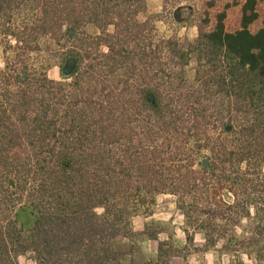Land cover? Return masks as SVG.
Here are the masks:
<instances>
[{
  "label": "trees",
  "instance_id": "trees-1",
  "mask_svg": "<svg viewBox=\"0 0 264 264\" xmlns=\"http://www.w3.org/2000/svg\"><path fill=\"white\" fill-rule=\"evenodd\" d=\"M202 2L188 39L139 22L146 0H0V34L22 62L0 69V264L25 251L34 264H169L175 250L162 246L154 259L123 260L131 217L159 193L177 195L186 221L195 196L225 206L220 192L245 179L230 167L264 152V0H235L233 29L228 6ZM44 38L70 42L68 82L28 69L24 55ZM192 61L196 88L186 86ZM218 97L243 116L233 148L209 127ZM207 224L197 229L208 234Z\"/></svg>",
  "mask_w": 264,
  "mask_h": 264
},
{
  "label": "rangeland",
  "instance_id": "rangeland-1",
  "mask_svg": "<svg viewBox=\"0 0 264 264\" xmlns=\"http://www.w3.org/2000/svg\"><path fill=\"white\" fill-rule=\"evenodd\" d=\"M215 3L217 8L228 6L225 18L226 28L237 27L239 9L235 0H215ZM202 5V0H146L145 11L137 15V20L141 22L150 19V24H153L156 29L157 37L173 36L192 39L196 35V17L201 11ZM259 7L261 18H264V3L261 2ZM16 18L18 20L19 16ZM256 26L257 24L252 28ZM108 30L111 31L112 26H109ZM96 31L92 25L86 26V32L89 35ZM69 43L63 38L58 42L48 38L39 40L38 47L31 50L26 56L24 55L28 69L45 67L49 78L68 82L70 75L63 73L61 66L64 62L62 56L69 49ZM15 44L13 36L0 34V69H22V62L20 64L13 62L12 46ZM91 48H94L92 44ZM101 49L106 50V47L102 46ZM193 75L194 62L192 61L185 69L186 86H190V88L192 85L193 88L197 87ZM210 103L211 107L208 110L210 115L207 116V120L213 136L220 137V140L226 142L227 147L233 148L235 140L233 141L232 136H234L240 119L243 118L242 114L235 112L231 107L227 112L224 97H218L211 100ZM227 123L232 126L227 133H224L222 128ZM252 161L250 165L246 161L240 163L237 169L230 167L228 171L230 175L235 178L243 176L245 179L238 182L240 186L235 184L220 192L219 197L225 203L221 211L217 207L219 205L216 206L215 203L218 201L217 197L207 199L205 196H195V201L192 203L198 205V208L191 212L192 216L187 220V224L189 227L197 229L200 223H208V234L199 228L205 234L208 243L214 244L217 240H221L223 248L230 246V249L242 251L254 249L262 255L264 253V152ZM198 166L196 163L195 167ZM247 179L252 180L249 182ZM171 195L177 204V195ZM209 202L212 203L211 208H209ZM209 209L211 214L216 212V216L212 219L209 213L204 212ZM97 212H101V208H97ZM118 243L120 248L124 247L121 242ZM17 259L19 264H34L30 251L18 254Z\"/></svg>",
  "mask_w": 264,
  "mask_h": 264
},
{
  "label": "crops",
  "instance_id": "crops-1",
  "mask_svg": "<svg viewBox=\"0 0 264 264\" xmlns=\"http://www.w3.org/2000/svg\"><path fill=\"white\" fill-rule=\"evenodd\" d=\"M131 227L136 235L130 240L118 238L124 246L121 248L126 251L125 262L140 263L154 259L159 246H162L163 249L175 250L169 264H264V253L261 255L254 249L223 248L221 240L208 243L203 231L189 227L170 193L158 194L149 213L133 215Z\"/></svg>",
  "mask_w": 264,
  "mask_h": 264
},
{
  "label": "flooded vegetation",
  "instance_id": "flooded-vegetation-1",
  "mask_svg": "<svg viewBox=\"0 0 264 264\" xmlns=\"http://www.w3.org/2000/svg\"><path fill=\"white\" fill-rule=\"evenodd\" d=\"M75 60L74 58H68L67 60L64 61V63L61 66V69H63V66H68V65H73V69L75 68ZM66 69V68H65ZM66 72V71H65ZM64 73V72H63Z\"/></svg>",
  "mask_w": 264,
  "mask_h": 264
},
{
  "label": "water",
  "instance_id": "water-1",
  "mask_svg": "<svg viewBox=\"0 0 264 264\" xmlns=\"http://www.w3.org/2000/svg\"><path fill=\"white\" fill-rule=\"evenodd\" d=\"M66 68V69H65ZM73 69V65L63 66V69H61L64 73H69ZM66 71V72H65Z\"/></svg>",
  "mask_w": 264,
  "mask_h": 264
}]
</instances>
